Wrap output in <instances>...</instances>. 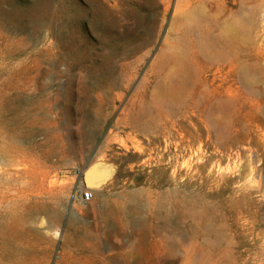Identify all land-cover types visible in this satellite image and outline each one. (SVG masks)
Wrapping results in <instances>:
<instances>
[{"label": "rangeland", "instance_id": "1", "mask_svg": "<svg viewBox=\"0 0 264 264\" xmlns=\"http://www.w3.org/2000/svg\"><path fill=\"white\" fill-rule=\"evenodd\" d=\"M196 3L255 22L263 101L192 61L195 106L164 107ZM263 40L264 0H0V237L23 264H264Z\"/></svg>", "mask_w": 264, "mask_h": 264}, {"label": "bare ground", "instance_id": "2", "mask_svg": "<svg viewBox=\"0 0 264 264\" xmlns=\"http://www.w3.org/2000/svg\"><path fill=\"white\" fill-rule=\"evenodd\" d=\"M201 7H203L202 3H199V4L196 3L195 7H191L192 10L188 14L186 24H183L177 33L178 34L177 35V41L179 43L183 44L182 50H180V51L182 52L181 54L183 55L184 59L180 58V56H181L180 54L176 58L177 59L176 62L178 63V66H179V74L172 80L173 84L170 85L169 87H167L166 90H164L162 92V94H160L161 96H163V99H164L163 100L164 107L165 108L170 107L173 109H177V108L182 107L183 104H185L188 106L189 109H191L195 106L196 98L198 97L199 92L198 91H191L190 92L188 90V87H186V85L191 81V77L189 76V74L187 72H185V70H186V66H187V69H189L190 63L192 61L200 63L202 70L205 71L206 73H209L210 71L223 72L224 69L227 68L228 71H230L232 74V81H233V86H232L233 89L229 90L227 92L228 95L230 96V98H231V96L234 97L236 95L237 98L241 97V99L244 96H247L250 99H252V101H255V102L256 101H263V100H257V99H261V98L263 99V92L260 89L262 84H263L261 82L262 79H261V77H256L252 73V71H255V67L257 66L256 60L254 59L253 55L251 54V51H253L254 45L257 43L256 42L257 40H256L255 24H254L255 22L250 23L248 21L249 16L243 14L239 10H235L233 13H231L232 11H228V12L225 11V12H223V14L221 16H219L217 13L211 14L209 12H206ZM250 19H253V18L251 17ZM220 25H222L221 29H223L221 34L216 33V29H217V27H220ZM258 41L261 42L259 39H258ZM220 98H221V96H220ZM231 101H232V99H231ZM260 103H262V102H260ZM230 105L231 104H229L228 100L227 101L222 100L221 104L218 105L219 111L222 114H227V111L229 110ZM212 130L213 131L216 130L218 132L217 127L216 128L213 127ZM214 139L216 141H213V144L217 145L216 142H218L217 140H219V139H216V138H214ZM208 143L211 144L210 139H209ZM192 145H194L193 142L189 143V146L187 148L191 150ZM216 152L218 154V151H216ZM223 154H224V152H223ZM232 155H233V153H232ZM227 159H228V157H227ZM230 160H231L230 161V163H231L233 159L231 158ZM234 162H232V163H234ZM217 165H216V167H217ZM227 165L228 164H226V166ZM209 166H211V165H209ZM212 166H213V164H212ZM207 167H208V165H207ZM202 168H203V166H202ZM233 168H234V166H233ZM209 169H211V168H209ZM227 169L229 170V168H227ZM232 169H230V170H232ZM236 169H233V171H235ZM225 170H226V168H225ZM230 170H229V172H230ZM207 171H209V170H207ZM254 176H256V175L254 174ZM240 184H242V183H240ZM243 187H241V189ZM238 188H239V186H238ZM199 192H200V190H199ZM246 192H247V190H246ZM235 194H234V196H235ZM262 198H264V197H262ZM169 210L172 211L171 209H169ZM242 220H243V217H242ZM251 220H254V219H251ZM248 224H250V223H248ZM235 230L237 231V229H235ZM1 235L2 236L0 237V264H16V263L23 264V262H25V260H29L27 252L23 249L22 246H20L21 244L18 243V241H15L14 239H11L8 237H4L3 233ZM115 245H116V243H115ZM198 245L200 247V244H198ZM201 246H202V244H201ZM120 250H122V249H120Z\"/></svg>", "mask_w": 264, "mask_h": 264}, {"label": "built area", "instance_id": "3", "mask_svg": "<svg viewBox=\"0 0 264 264\" xmlns=\"http://www.w3.org/2000/svg\"><path fill=\"white\" fill-rule=\"evenodd\" d=\"M92 199V194L90 192H84L81 194V201L84 203L89 202Z\"/></svg>", "mask_w": 264, "mask_h": 264}]
</instances>
